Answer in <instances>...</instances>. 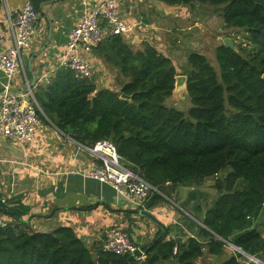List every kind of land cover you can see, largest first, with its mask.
Wrapping results in <instances>:
<instances>
[{"label": "trees", "instance_id": "obj_1", "mask_svg": "<svg viewBox=\"0 0 264 264\" xmlns=\"http://www.w3.org/2000/svg\"><path fill=\"white\" fill-rule=\"evenodd\" d=\"M31 1L41 13L46 0ZM160 1L222 6L223 27L246 36L238 43L233 35L236 49L224 43L216 48L217 66L201 52L188 54L182 72L187 110L168 103L179 74L173 60L149 42L133 49L122 34L108 35L93 48L117 69L119 89L98 88L94 77L77 79L60 66L34 94L71 139L116 145L125 164L157 189L146 201L148 210L182 185L201 187L212 179L218 196L198 225V237L166 239L170 228L158 222L156 237L144 246L146 258L137 262L130 254L92 252L71 225L51 232L25 229L21 215L1 204L13 223L0 228V264H196L206 247L222 254L227 242L264 261V232L251 227L264 209V0ZM237 258L221 264H243Z\"/></svg>", "mask_w": 264, "mask_h": 264}, {"label": "crops", "instance_id": "obj_2", "mask_svg": "<svg viewBox=\"0 0 264 264\" xmlns=\"http://www.w3.org/2000/svg\"><path fill=\"white\" fill-rule=\"evenodd\" d=\"M2 1L0 28L4 29L8 11L18 12L25 0ZM121 8L125 21L135 25L133 30L123 34L131 47L139 50L149 42L170 57L177 69L181 67L184 71L188 69L189 53L198 51L209 57L208 52L213 51L216 57L215 50L225 37L235 41L233 35L238 37L239 33L223 27L222 6L219 5L199 2L170 5L160 0H122ZM43 9L53 22V30L50 44L31 64L37 75L36 85H46L61 66L67 35L82 16L84 5L82 0H58ZM48 32L47 19L40 20L38 34L23 55V68L15 77L13 91L22 93L32 81V71L24 66V57L29 67L31 55L44 43ZM12 39V34L7 32L0 40V53L12 45ZM86 55L94 65L97 87L119 89L117 69L108 66L94 51ZM38 134L40 142L36 144L21 146L10 139L0 141V205L18 212L23 228L51 232L61 225H71L95 253L102 250L112 228L128 230L133 240L143 247L156 237L159 223L143 215L134 201L118 193L111 184L80 172L67 173L69 168L89 166L92 157L88 152L69 140L61 139L51 125H44ZM213 183L208 179L201 187L182 185L175 196L150 209L159 222L169 226L166 239L173 237L185 242L190 237H198V225H203L206 209L218 196ZM197 204L201 207L199 210L196 209ZM0 214L7 215L1 208ZM251 227L264 232V209L253 219ZM204 252L196 264H221L233 255H237L243 264H264L255 254L243 249L238 254L229 245L222 254H212L208 247ZM247 253L254 255V260Z\"/></svg>", "mask_w": 264, "mask_h": 264}, {"label": "built area", "instance_id": "obj_3", "mask_svg": "<svg viewBox=\"0 0 264 264\" xmlns=\"http://www.w3.org/2000/svg\"><path fill=\"white\" fill-rule=\"evenodd\" d=\"M82 3L83 14L67 35L61 66L73 70L77 79H93L95 68L86 54L91 53L106 36L126 34L133 30L135 25L125 21L122 15V0H102L95 3L82 0ZM39 18L40 12L32 1L25 0L18 12L8 11L6 27L0 28V40L7 32L12 34L13 38L12 45L0 53V83L3 92L0 95V141L10 139L21 146L36 144L40 142L38 131L44 125H51L65 140L73 142L92 157L89 166L69 168L67 173L80 172L100 182L109 183L118 193L134 201L141 209H146L150 193L157 189L125 164L111 140L101 139L92 146L81 145L65 135L45 115L35 97V87H30L29 82L25 88L26 92L13 91L15 75L23 68V55L38 34ZM12 223V218L0 214V228H6ZM227 243L234 251L241 253L238 246ZM102 250L122 255L130 254L137 262L143 261L147 256L145 248L136 243L131 233L122 228H112L108 232ZM176 252L177 247H174V253Z\"/></svg>", "mask_w": 264, "mask_h": 264}, {"label": "water", "instance_id": "obj_4", "mask_svg": "<svg viewBox=\"0 0 264 264\" xmlns=\"http://www.w3.org/2000/svg\"><path fill=\"white\" fill-rule=\"evenodd\" d=\"M54 1H58V0H50V1H43L41 4H40V9H41V12L43 14H45V17L48 21V24H49V32H48V35H47V38L46 40L44 41V43L41 45V47L35 51L31 57H30V60H29V69L30 71H32V81L30 82V87H34L37 83V75L36 73L33 72L32 68H31V64H32V61L37 57L39 56L47 47L48 45L50 44L51 40H52V30H53V22L51 21L49 15H47V13H45L43 7L49 3H52ZM224 45H226L227 47H230V48H233V49H236V45H235V41L231 38V37H225L224 41H223ZM186 81H187V76L186 75H183V74H178L176 76V84H175V89H174V92L176 91V87H180L182 86V88H184V90H186V97L188 96V93H187V86H186ZM23 92H26V89L23 91ZM22 92V93H23ZM3 92L0 93V95H2ZM126 95L125 94H122V97H125ZM140 212L143 214V215H147L149 217H151L153 220L159 222L158 218L155 216L154 213H152L150 210L148 209H142L140 210ZM248 256L250 257V259L254 260L255 256L254 255H251L249 253H247ZM131 257H133L131 255ZM256 262L257 259H255Z\"/></svg>", "mask_w": 264, "mask_h": 264}, {"label": "rangeland", "instance_id": "obj_5", "mask_svg": "<svg viewBox=\"0 0 264 264\" xmlns=\"http://www.w3.org/2000/svg\"><path fill=\"white\" fill-rule=\"evenodd\" d=\"M44 19H46L45 14H43V13L41 12V13H40V18H39V20H38V22H37V27H38V29H39V21H40V20H41V21H44ZM236 34H237V33H236ZM235 38H236V40L238 41V43H241V42H244V40L246 39V36H245L244 32H243V33L239 32V33H238V37L235 36ZM208 54H209V58L212 59V60H210L211 63H212V64L214 63V64L217 66L218 63H217L216 57H214V53H213V51L208 52ZM24 66L26 67V69H29V67H28V60H25V57H24ZM178 72H179V74H182L183 69L180 67V68L178 69ZM16 76H17V74L15 75V77H16ZM14 82H15V81H14ZM12 89L14 90V85H13ZM168 103H169V105H173V106H175V107H177V108H179V109L187 110V109H188V106H187V103H188V97H186V90H184V88H182V86H180V87H176V91L174 92L172 98L169 100ZM188 105L190 106L189 103H188ZM59 134H60V133H59ZM60 137H61V139H63V140L65 139V137L62 136L61 134H60ZM251 263H253V262H251Z\"/></svg>", "mask_w": 264, "mask_h": 264}, {"label": "bare ground", "instance_id": "obj_6", "mask_svg": "<svg viewBox=\"0 0 264 264\" xmlns=\"http://www.w3.org/2000/svg\"><path fill=\"white\" fill-rule=\"evenodd\" d=\"M259 262V261H258Z\"/></svg>", "mask_w": 264, "mask_h": 264}]
</instances>
